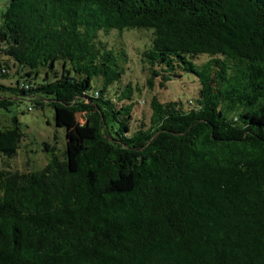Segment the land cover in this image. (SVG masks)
Returning a JSON list of instances; mask_svg holds the SVG:
<instances>
[{
    "label": "trees",
    "instance_id": "16d2710c",
    "mask_svg": "<svg viewBox=\"0 0 264 264\" xmlns=\"http://www.w3.org/2000/svg\"><path fill=\"white\" fill-rule=\"evenodd\" d=\"M125 29L140 65L104 39ZM183 74L194 100L157 96ZM0 80V108L86 124L72 156L0 169V264H264V0H0ZM21 138L0 122V154Z\"/></svg>",
    "mask_w": 264,
    "mask_h": 264
},
{
    "label": "rangeland",
    "instance_id": "374dc122",
    "mask_svg": "<svg viewBox=\"0 0 264 264\" xmlns=\"http://www.w3.org/2000/svg\"><path fill=\"white\" fill-rule=\"evenodd\" d=\"M123 32L119 36L116 30H111L104 39L115 42L117 47H123L132 62L140 65L135 52L147 41L149 33L146 29H125ZM130 62L131 60H128L127 63ZM125 78L131 81L134 86L138 85L141 88L139 94L136 90L132 94V99L138 101L134 122L137 124L140 119L146 121L150 114L148 101L152 91L144 86V73L139 68L130 65ZM96 86L97 79H93L92 90ZM196 86L197 82L192 77L183 74L181 77L169 81L166 88H157L158 93L156 94L160 99L184 98L183 103L186 105L189 99L194 100ZM30 105L27 98H22L7 109L0 108V122L9 123L12 116H17L22 132L16 154L12 157L0 154V169L39 170L47 163L51 151L60 154L67 146L72 156L80 144L82 135L85 134V131L82 130H85L86 124L80 113H57L49 105L28 110ZM46 144L51 150H45Z\"/></svg>",
    "mask_w": 264,
    "mask_h": 264
}]
</instances>
